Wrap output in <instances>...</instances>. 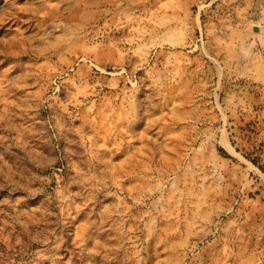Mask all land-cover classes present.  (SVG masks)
Instances as JSON below:
<instances>
[{
    "label": "rangeland",
    "instance_id": "rangeland-1",
    "mask_svg": "<svg viewBox=\"0 0 264 264\" xmlns=\"http://www.w3.org/2000/svg\"><path fill=\"white\" fill-rule=\"evenodd\" d=\"M0 264H264V0H0Z\"/></svg>",
    "mask_w": 264,
    "mask_h": 264
},
{
    "label": "bare ground",
    "instance_id": "bare-ground-1",
    "mask_svg": "<svg viewBox=\"0 0 264 264\" xmlns=\"http://www.w3.org/2000/svg\"><path fill=\"white\" fill-rule=\"evenodd\" d=\"M220 144L223 148H225L226 150H228L231 153H234L233 149L231 148V146L229 145L226 137L224 135L221 136L220 138Z\"/></svg>",
    "mask_w": 264,
    "mask_h": 264
}]
</instances>
